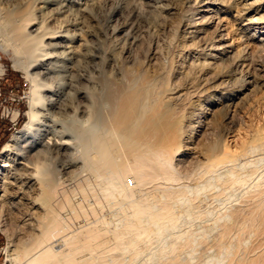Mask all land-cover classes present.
Listing matches in <instances>:
<instances>
[{
  "label": "bare ground",
  "instance_id": "6f19581e",
  "mask_svg": "<svg viewBox=\"0 0 264 264\" xmlns=\"http://www.w3.org/2000/svg\"><path fill=\"white\" fill-rule=\"evenodd\" d=\"M137 1L139 0H0L1 42L4 43V47L9 46L13 51V69L24 72L25 78L31 85L27 96L26 121L10 139V142L1 149L2 152L0 151V171L3 170L6 173L0 182V200H9L17 207L25 206L28 210L24 213V221L30 229L33 228L34 218L38 211L42 213L51 211L50 214H52L51 216L43 213L45 220L43 229L40 235L27 245L29 247L22 250L25 258L22 264H116V262H98L101 256L110 249H122L129 255L130 261L135 262L136 260L137 264H141L140 259H137L140 258L137 256L138 252H135L136 255L133 252L138 248L142 238L148 240L154 237L164 244V248H160V254L166 253L169 243L168 233L172 228L168 227L172 218L168 216L170 214L167 209L171 203L173 207L174 204H178L179 196L184 195V193L176 195L169 192L170 182L174 178L171 175L173 162L187 153L195 154L196 149L202 148V146L196 148L197 144L194 139L198 134L193 123L197 125L198 122L202 123L200 119L207 123L212 120L215 112L213 114L212 111L207 112L203 105L213 102L216 104L221 102L222 117L227 120L229 109L234 106V101L243 103L253 89L252 87L247 88L252 84L248 57L253 47L264 46V0H186L187 11L182 16L177 41L178 51L173 56L172 79L180 78L190 71L189 73H195L201 80L197 86L199 91L196 90L198 91L196 95L199 94V97L190 98L187 115L179 113L177 106L179 107L187 99L186 96H190L189 90L191 89L187 90V94L181 89L182 86L177 84L178 82L174 83L172 80L161 82L162 74L156 71L158 68L154 69L161 55L158 53L157 45L149 50L140 64L133 56L134 46L138 39L133 36L131 26L125 23L118 27L116 24L107 25L103 32H99L102 35H99L92 32L87 24L88 18H91L97 10L109 5L113 6L109 14L110 22H113L114 18H119L125 10L127 12L130 10L126 17H134L138 14L137 9L129 8L132 5L137 6L135 4ZM147 3H150L151 7L149 4L148 6L153 10L160 11L159 9L163 8L160 7L158 1L148 0ZM257 33L260 34L257 35ZM94 39L96 41H93ZM95 42H97V50ZM228 62L231 64V71L224 72L226 68L224 66L226 63L229 64ZM128 74L131 76L129 78H144L145 90L151 92L150 95L154 100L157 99L155 102L158 104V109H155L156 106L154 110L153 105L151 106V109L157 112L144 125L138 124L136 120L143 117L141 116L144 110L142 108L146 107L147 102L150 100L154 102L148 96L142 102H138L139 96L135 98L129 96L126 102L123 101L125 104L120 112L117 110L119 114L116 113L115 121L108 123V120H105V111L110 106L107 92L118 89L120 84L121 87L123 83L127 84ZM228 82H231L233 87L227 90L226 83ZM179 85L181 88L178 87ZM186 103L188 105V102ZM120 145L128 149L129 155L125 152L128 155L125 161H120L118 157V146ZM122 150L124 153L125 149ZM242 150L239 155L235 156L217 153L214 150H209L206 154L199 152L203 161H206L201 165V174L209 176L206 181H208V187L212 186L210 189L217 186L227 190L230 183L249 185L254 175L257 176L256 183L264 180L262 174H257L259 171L256 160L250 159L257 158L263 162L264 156L255 153L264 151V145L253 143ZM77 169L90 172H87V175L93 176V182H96L99 193L103 195L108 204L117 209L115 211L117 215L114 216L117 222H114L113 230H109L112 227L108 224V226L105 224L100 226L94 224L93 226L94 221H92L90 222L92 226L83 228L84 230L81 228L80 231L78 228L79 231L75 233L61 235L67 228L66 224L71 223H67L65 219V224L64 219H60L59 213L56 214V211L51 210V194L47 188L51 189L50 181L71 182V178L73 179L71 174ZM83 177L81 179L87 180L86 176ZM128 177L129 179L131 177L132 183L127 182ZM200 178L199 176L198 180ZM149 180L163 183L162 191L143 193L146 182L148 183ZM89 184L92 183L89 182ZM234 186L231 185L232 188ZM180 187L178 186V189ZM203 187L202 191H204ZM149 188L152 187L149 185ZM87 189L85 190L89 197L92 192L89 193ZM80 192H78L79 195H81ZM99 193H96V197H99ZM230 193L227 195L231 196ZM86 194L83 195L86 197ZM249 194L252 195V193ZM237 195L238 193L234 195L235 200ZM67 197H69L67 199H72L69 195ZM96 197L94 199H98ZM256 198L260 200L252 206L255 211L250 212H258V216L263 217L261 220L259 218V227L257 226V229L263 230L264 201L261 199L264 198V192L260 191ZM38 200H41L40 205ZM84 204L86 205L85 202ZM85 207L87 210V206ZM60 208L61 206L58 209ZM97 209L94 208L93 211ZM89 210H87L88 213ZM61 211L63 214V210ZM81 212L85 214L82 210ZM93 214L94 212L90 213L92 216ZM95 215L98 217L96 212ZM107 216L105 213L106 219ZM110 221L113 223V220ZM98 222L101 223V221ZM17 249L19 248L14 245L12 251L5 252L4 257L8 264H15L18 257ZM260 250L263 249L260 247ZM84 253L88 255L85 259L81 258ZM222 253L219 252L221 255ZM78 255L81 259H77ZM249 258L248 264H264V259L257 261L258 259H254L252 255ZM224 260L219 256L208 264H222Z\"/></svg>",
  "mask_w": 264,
  "mask_h": 264
},
{
  "label": "rangeland",
  "instance_id": "374dc122",
  "mask_svg": "<svg viewBox=\"0 0 264 264\" xmlns=\"http://www.w3.org/2000/svg\"><path fill=\"white\" fill-rule=\"evenodd\" d=\"M139 1H140V3H139ZM139 1H137L139 3V5L136 2L135 4L137 6L132 5L129 8L131 10L137 9L136 13H138V14L135 15L134 17H126L128 15V12H130V10H128V12H127V10H125L122 13V15L124 17L121 15V16H119V18H114L113 22H110L111 18H110L109 14H111V10H112L111 8L113 6L109 5V6L102 7L101 9H99V11L97 10V12L94 13L91 16V18H88L89 21H87L88 22L87 24L90 27L92 32L98 33V34H99V32H103L104 29H106L107 25L112 26V25L116 24L117 25L116 27H118V26H121L125 23V24H128L129 26H131L133 36L136 37V39H138V40H136V46H134L133 56L135 57V59L138 63L140 62V64H142V61L144 60V58H145L146 54L149 52V50L151 48H154L155 45H157V49L159 51L158 53L161 55L157 61L158 63L156 62L158 66L155 63L156 66L154 67V69L156 70L158 68L159 70L157 69L156 71L158 73L160 72L162 74L161 75V77H162L161 82H166L167 80H169V81L172 80L174 83L178 82L177 84H180L182 86V88L180 85L178 87H180L182 90H184V92H186L187 94H188L187 90H189V88L191 89V90H189L190 96L189 95L186 96L187 99L185 101H183L179 107L177 106L179 113H184L185 115H187L189 113L188 107H189V102L191 100L190 98L199 97L198 96L199 94L196 95V92L199 91V88L197 89V86H198L199 81H201V80L199 79V77L195 73H193V72L189 73L190 71L180 78H178L176 75L177 78L172 79V70L174 68L173 67V65H174L173 64L174 63L173 56L175 55V53L177 54V51H178L177 41H178L179 31L181 30L180 25H181L182 20H183L182 16H184L185 12L187 11L186 0H154L155 2L156 1L160 2L159 3L160 7L162 6L164 8V9L163 8L159 9L161 12L157 11V10H153V8H150L151 7L150 3H147L148 0H139ZM148 4L150 7L148 6ZM114 20H116V21H114ZM165 26H166V28H165ZM259 34L260 33H257V35H259ZM99 35H102V34L100 33ZM1 41L2 40L0 39V55L3 58V61L8 66L9 76H10L9 79L10 80L12 79V82L13 81H21L25 85L26 92H29L31 85H30V82L25 78L24 72H21L20 70L18 71V70L13 69L12 60L14 58V54H13L12 49L9 46L4 47V43ZM93 41H96V39H94ZM121 43H123V41H121ZM95 45L97 47V48L95 47V49L97 50L98 49L97 42H95ZM250 54L251 55H249V57H248L249 64L251 65V67L249 69L250 70L249 74H250L253 85L251 84V86H247V88L252 87L253 91L251 90L248 93L247 97L245 98L246 100L244 99L243 103L242 102L238 103V102L234 101V106L230 107L231 109H229V114H228L229 116H228L227 120H224V118L222 117L223 113L220 110L221 109V102H219V104H216V102H213L212 104L211 103L204 104L203 106L205 107L207 112L212 111V114L214 112L215 113H214V117L212 118V120L209 121L210 124H209V122L207 123L203 119H200V122H202V123L198 122V125L193 123V126H195V131H197V134H198V136H195V139H194L195 140L194 142L197 144L196 148H198V146H202V148L199 147L198 149H196L195 154L187 153L185 156L178 157L177 158L178 162L177 161L173 162V169L171 171V175H173L174 178H173V181L170 182L169 186L171 189L169 190V192H170V194L173 193L176 195H178V193H181V194L184 193V195L179 196V202L176 205L174 204V207H173V203H171L169 205V209L173 208V210L175 209L174 211L172 209H171V211H169V209H167V212L170 214L168 216L170 218H172L171 224H169V226H168L169 229L172 227L168 233L169 239L172 236V238L170 239L172 242L168 239L169 243L167 245V247H168L167 252L168 251L169 252L164 253L165 255L160 254L161 253L160 248H164V244L160 239L155 238V237L152 239H148V240L146 238L145 239L142 238L140 241V244H139L140 247L138 246L139 249L137 248L138 250L136 249L137 251L135 250L133 252L134 255H136V253L138 252L137 256H139L140 258H137V259L138 260L140 259L139 263L141 262V264H142L144 262L143 264H174V262L176 261L175 264H208L211 260L216 259L220 256L222 258V260L225 259L224 261H222V264H224V263L225 264H229V263L230 264H246L245 263L246 260H248L247 261V264H248L250 261L249 257L251 255L254 257V259H258L257 261H261L262 259H264V255H263V253H264V248H263L264 247V244H263L264 243V235H262V234H264V229L263 230L257 229L259 227L258 223L260 222V220L263 217L258 216L259 215L258 212H255V213L250 212V211H255L254 207H252V206L254 204H256L258 200H260V198H256L258 193L260 191L264 192V180H262V181L260 180V182L256 183L257 182L256 181L257 176L255 177V175H254L253 179L251 180L252 182L249 181L250 182L249 185H247L246 183H243L242 184L243 187H242V185H239L241 183H239L237 185L234 184L235 186L230 183L227 186V190L226 189H220L217 186H215L214 189H210L212 186L208 187V185H207L208 181H206L207 178H209V176L202 175L201 169H200L201 165L205 164V162H206V161H203L201 154H206L207 151H209V150L210 151L214 150V152L216 151L217 153H219V152L222 154L227 153V154H230L232 156H235V155H239L243 151L242 149H244V147H246L250 144H253V143L256 144L257 143L259 145H261V144L264 145V46L256 47V48L253 47ZM161 64H163V65H161ZM162 67H165V68H162ZM224 68H225V70L228 69L227 71L224 70V72H228V71L230 72L231 71V64L226 63ZM251 71H252V73H251ZM129 75L130 74H128L127 78L131 77ZM194 75H195V77H194ZM139 81L141 83L142 82L143 83L141 84ZM190 83H191V85H190ZM123 84H122L123 87H121V84H120L119 85L120 87H118V89L115 88V89H112L111 91L107 92V99L110 101V106L105 111V116H106L105 120H108V123H112L113 121H115V116L117 114H119L118 112H120L122 106L125 104L124 102H126L130 97L135 98L136 96H139L141 101L138 100V102L144 101V98H146L147 96L151 97L154 100V98L150 95L151 92L145 90V88H144V84H145L144 78H142V77L129 78V82L127 83L128 85L125 83H123ZM232 85L233 84L231 82L226 83L227 90L232 88L233 87ZM256 85H257V87H256ZM192 86L196 87V89L193 88ZM122 88H123V90H122ZM193 89L195 91H193ZM134 90H136V92ZM196 90H198V91H196ZM128 91L129 92L133 91V92L129 93ZM190 91H192V92H190ZM138 92H139V94H138ZM193 92L195 94H193ZM155 101H157V99H155L154 102H151V100H150V102L148 101L146 107L142 108V109H144L143 114L142 115L140 114V115L143 117L142 118L140 117L136 120L138 124L144 125L145 122L147 123L152 118V116H154L156 114L157 111H155V112L153 111V109L156 106L157 107L155 109H158V104ZM186 102H188V105ZM236 103H238V104L235 105ZM151 106L153 107V109H151L152 108ZM27 108H28V102L22 107L23 115L19 119V124H18V127L16 128L17 132L22 128V126L24 125V123L26 121L25 112H26ZM185 108H186V110H185ZM117 110H118V112H117ZM144 120H146V121H144ZM139 121L140 122L143 121V122L140 123ZM17 132H14L13 130L11 132H8L9 133V140L2 146V149L6 144H8L10 142V139ZM197 140H198V142H197ZM201 143H202V145H200ZM123 148L125 149L124 153L122 150ZM127 150H126V147L124 145H122V147H121V145L118 146V151H119L118 157H119L120 161H122V160L125 161V159H127L126 157H128V155H129ZM1 152H2V150H1ZM263 152L264 151H260V152H256L255 154L260 153V155L264 156ZM201 158H202L203 162L200 161ZM250 159L252 161L256 160V162L258 164L257 169L260 172V173L257 172V174H262L264 177V174H263L264 173V161L260 162V159H257V158H250ZM87 172L85 170L77 169L71 174V177H73V179L71 178V182L70 181L62 182L61 180H56L54 182L50 181L51 189L47 188V191L49 190L48 192L51 194V200H50L51 210L56 211L55 212L56 214L59 213L58 215H59L60 219L61 218H62V220L67 219V223L68 222L71 223L70 225L66 224V220L65 221L63 220V222H65V224L67 225V228H66L65 232H63V234H61V235L75 233V232L79 231L81 228H82L81 230H84L83 228L89 227L90 225L92 226V223H90L92 221H94L93 226H94V224H95V226H98V225L100 226V225H104V224L106 226L109 225V227H112L111 229H109V227L107 228L106 226H104V227H106L110 231L113 230V228L115 227L113 224H114V222H117L116 220H114V219H116L114 216L117 215V212H115L117 209L115 207L111 206L110 204H108L107 201H105V198L103 197V195H101V193H99L100 191L96 187L97 186L96 182L95 181L93 182V180H94L93 176L91 177L90 174L88 176L87 174L90 172H88V173ZM5 175H6V173L3 170L0 171V182ZM198 175L201 177L199 179L200 181L198 180V178H199ZM83 176L84 177L86 176L87 180H85V178ZM203 176H205L206 178ZM82 177L84 179H81ZM79 179H80V181H79ZM202 179H204V181ZM232 179L234 180V178H232ZM81 180H82V182H81ZM87 181H88V183H87ZM149 181H151V183ZM149 181H148V183L146 182V185H148V187L145 185L146 190L144 189L143 193H145L147 191H149L150 193H154L156 191L160 192V191H162L161 187L164 188V185H162L163 183H161V182H157L156 180H149ZM153 181H155L154 185H152ZM75 182L78 184H76ZM79 182H81V183H79ZM89 182L92 184H89ZM127 182L132 183L131 177H130V179H129V177L127 178ZM83 183H84V185H82ZM93 183H94V186H93ZM80 184H81V186H80ZM157 184L159 185V187ZM149 185L152 188H149ZM156 185H157V187H156ZM231 185L234 187L232 188ZM172 186H174V188ZM175 186L177 187V189ZM178 186H181V187L178 189ZM203 186H205V187H203ZM71 187L73 189H71ZM82 187H84V188L82 189ZM199 187H200V189H199ZM202 187H203L204 191H202V189H201ZM67 189H69V190H67ZM77 189H78V192L81 191L80 192L81 195H79V193L77 192ZM85 189L89 190V193L92 192V193H90L91 196L89 195V197H87L88 193ZM153 189H155V190L152 191ZM244 191H246L245 194H244ZM93 192H95V194ZM84 193L85 194L87 193L86 197H85V195H83ZM96 193H99L98 194L99 197H96L97 196ZM229 193L231 196L227 195ZM236 193H238V195H237V199L235 200L234 195ZM241 193H243V194H241ZM249 193H252V195ZM65 194L67 196L69 195L72 199H67L69 197H67ZM77 194H78V196H76ZM140 194H137V195H140ZM165 194H167V193H165ZM181 194H179V195H181ZM60 195H62V197H59ZM100 195H101V197H100ZM226 195H227V197H226ZM240 195H242V196L238 197ZM79 196H81V197H79ZM94 196L98 199H94L95 198ZM173 196L174 195H172V197ZM91 197H92V199H90ZM223 197H225V198H223ZM64 198H65V200H64ZM87 198H89L90 200ZM62 199H63V201H62ZM76 199L78 202L76 201ZM98 200H101L103 202L98 201ZM234 200H235V203H234ZM261 200L264 201V198ZM72 201H74V203ZM181 201H183V202H181ZM40 202H41V200H38L39 205H40ZM62 202H63V204H62ZM84 202L86 203V205L84 204ZM98 202H100V204ZM104 203H105V205H104ZM75 204H77V205H75ZM70 205L72 207H70ZM81 205H83V206H81ZM94 205H95V207H94ZM60 206H61V208L63 207V209H61V208L58 209ZM76 206H77V208H76ZM78 206H81V207H78ZM84 206H87V210L91 209V210H89V213L86 210V207L84 208ZM101 206H102V208H101ZM229 206L232 208H230ZM82 207L84 209H82ZM239 207H241V208H239ZM55 208H57V210ZM94 208L95 209L99 208V209H97V211H93ZM111 208H113V209H111ZM75 209H77V210H75ZM27 210L28 209L25 206H21V207L14 206L13 204H11V201H9V200H6V199L0 200V222H1L0 223V247H2V248L6 247L5 252L12 251L14 245H16V248H19L16 251L18 257H17V260L14 262L15 264H22L23 263V261H24L23 259H25V258H24V255L22 254V250L23 249L25 250L26 248H28L29 246H27V245H29V243L34 238H36L40 235V232L43 229V222L45 221L44 220V214L45 215L48 214V215L52 216V214H50L51 211H48L49 212L48 213L44 210L45 211V212H43L44 214L41 211H38V212L36 211L38 214H36L35 218L33 217L34 222L36 223V224L34 223V225H36V226L33 225V228L30 229L29 226L25 225L27 222L24 221V219H25L24 213ZM58 210H60V212ZM61 210H63V214H62ZM81 210L83 212H85V214H83L81 212ZM75 211H77V212L80 211L79 213H81L83 216L78 213L80 215L79 216L77 214V212H75ZM101 211H104L106 213V216L108 215L107 219L105 218V213H103ZM93 212H94V214H93L94 218H91L93 216L90 215V213L92 214ZM95 212H96L98 217H96ZM99 212L102 214H100ZM108 212L110 213V216H109ZM171 212L172 213L175 212L176 215H175V213L172 214ZM63 215L65 216V218H63L64 217ZM85 215H87V216L89 215L90 218L85 216ZM228 215H230V217ZM71 216H73V217H71ZM40 217H42V218H40ZM78 217L81 218V220ZM85 218H87V219H85ZM108 218H110V219H108ZM259 218H260V220H259ZM68 219H69V221H68ZM76 219H77V221H76ZM82 219H84V220H82ZM174 219H175V221H174ZM104 220H106L107 222ZM110 220H113V223ZM85 221L89 224H87ZM98 221H101V223ZM173 221L175 223H173ZM253 222H254V224H253ZM56 223H58V221H56ZM176 223H178V224H176ZM32 224H33V222H32ZM23 225H25V226H23ZM72 225H74V226H72ZM70 227H73V228H70ZM176 227H177V229H176ZM78 228H79V230H78ZM74 229H76V230H74ZM69 230H71V231L69 232ZM188 234H190V235H188ZM189 236H190V238H189ZM126 237H128V236H126ZM190 241H192V242L190 243ZM195 242H197V243L195 244ZM260 242H262V243H260ZM192 244H193V246H192ZM228 247H229V249H228ZM260 247L263 250H260ZM257 248H258V250H257ZM121 250L122 249H113V250L110 249V250L106 251L105 254H103L101 256L102 259L100 258L98 260V262L99 261L100 262L105 261L108 263L116 262V264H131V263L137 264L138 263V261H136V260H135V262L130 261L128 258L129 255L126 254V252L123 250L121 252ZM219 250H221V251H219ZM252 250H254V251H252ZM260 251H262V252H260ZM219 252L220 253L223 252L222 255L219 254ZM258 252H259V254H258ZM225 253H226L227 258L225 257ZM185 254H187L189 257H187ZM253 254H255V255H253ZM157 255H158V257H157ZM213 255H215V256H213ZM21 256H23V258ZM81 256H82L81 258L85 259L88 255H86V253H84ZM79 257L80 256L78 255L77 259H81ZM151 257H152V259H151ZM155 257L159 258V259H156ZM244 257L246 258V260ZM256 257H258V258H256ZM141 258L142 259L144 258V259L142 260ZM5 263L8 264L6 262V260H5Z\"/></svg>",
  "mask_w": 264,
  "mask_h": 264
},
{
  "label": "built area",
  "instance_id": "2783aa9c",
  "mask_svg": "<svg viewBox=\"0 0 264 264\" xmlns=\"http://www.w3.org/2000/svg\"><path fill=\"white\" fill-rule=\"evenodd\" d=\"M9 77L8 66L0 55V151L9 140L8 132H17L22 107L28 102L25 85L21 81L12 82ZM5 248L0 247V264H5Z\"/></svg>",
  "mask_w": 264,
  "mask_h": 264
}]
</instances>
